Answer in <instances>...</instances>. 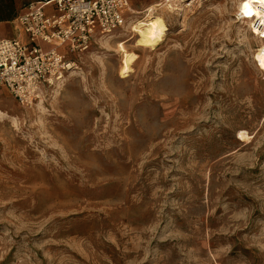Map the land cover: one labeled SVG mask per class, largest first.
I'll return each instance as SVG.
<instances>
[{
  "label": "rangeland",
  "instance_id": "rangeland-1",
  "mask_svg": "<svg viewBox=\"0 0 264 264\" xmlns=\"http://www.w3.org/2000/svg\"><path fill=\"white\" fill-rule=\"evenodd\" d=\"M132 1L126 26L158 2ZM178 5L153 48L131 24L31 105L0 93V264H264L254 12Z\"/></svg>",
  "mask_w": 264,
  "mask_h": 264
},
{
  "label": "built area",
  "instance_id": "built-area-1",
  "mask_svg": "<svg viewBox=\"0 0 264 264\" xmlns=\"http://www.w3.org/2000/svg\"><path fill=\"white\" fill-rule=\"evenodd\" d=\"M202 1L172 0L187 6ZM246 1L254 12L246 19L257 28L255 36L263 40L258 51L264 55V2ZM51 3L54 12L48 14L45 7ZM130 9V0H54L29 6L18 19L24 37L0 40V89L20 105H31L45 86L64 78L70 63L75 65L70 55L88 50L98 33L124 30Z\"/></svg>",
  "mask_w": 264,
  "mask_h": 264
},
{
  "label": "bare ground",
  "instance_id": "bare-ground-1",
  "mask_svg": "<svg viewBox=\"0 0 264 264\" xmlns=\"http://www.w3.org/2000/svg\"><path fill=\"white\" fill-rule=\"evenodd\" d=\"M177 10H179V5L177 4V2H172V0L166 1L165 3H159V2L154 3L146 10L147 11L146 13L148 14L146 15V17H144L145 19L134 21L135 22L134 24L130 23L125 28L127 29L129 26H131V24H133L132 26L133 31L137 33L138 40L140 38L144 39L140 47L153 48L154 46L160 44V42L163 41V38L166 32L168 31V28L166 27L164 20L165 14H169ZM129 13H132V9H130ZM114 33L107 36H101V38L112 36ZM148 38H149V42H148ZM68 67L70 69H73L75 68V65L70 63ZM54 83L55 82H53V84Z\"/></svg>",
  "mask_w": 264,
  "mask_h": 264
},
{
  "label": "crops",
  "instance_id": "crops-1",
  "mask_svg": "<svg viewBox=\"0 0 264 264\" xmlns=\"http://www.w3.org/2000/svg\"><path fill=\"white\" fill-rule=\"evenodd\" d=\"M53 1L54 0H0V40L23 38L24 36L20 32V28H19V21H18L19 17L22 16L25 12H27L29 6L31 5L47 4ZM130 2L132 8L134 2L132 0H130ZM45 11L48 14L54 12V7L52 6V3L48 4L45 7ZM128 15L129 14H127V16ZM95 37L101 38V35L98 33ZM96 38H94V40ZM69 58L71 61H74L76 65V61L75 59L72 58V55H70ZM4 91L8 92L5 89H0L1 95L5 94Z\"/></svg>",
  "mask_w": 264,
  "mask_h": 264
}]
</instances>
